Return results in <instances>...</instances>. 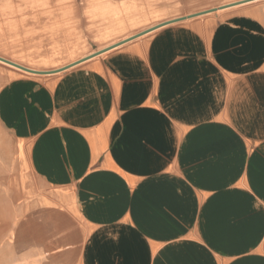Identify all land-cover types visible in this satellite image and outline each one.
I'll use <instances>...</instances> for the list:
<instances>
[{"label":"crops","instance_id":"crops-1","mask_svg":"<svg viewBox=\"0 0 264 264\" xmlns=\"http://www.w3.org/2000/svg\"><path fill=\"white\" fill-rule=\"evenodd\" d=\"M0 58V264H264V0H0Z\"/></svg>","mask_w":264,"mask_h":264},{"label":"water","instance_id":"water-1","mask_svg":"<svg viewBox=\"0 0 264 264\" xmlns=\"http://www.w3.org/2000/svg\"><path fill=\"white\" fill-rule=\"evenodd\" d=\"M208 11H209V10H208ZM178 19H180V18H178ZM163 23H166V22H163ZM159 25H160V24H159ZM157 26H158V25L153 26L152 28H155V27H157ZM152 28H149V29H147V30H144V31H142V32H139V33H137V34H134L133 36H131V38L136 37V36H138V35H140V34L146 32V31H148V30H150V29H152ZM119 43H121V42H118L117 44H119ZM117 44H113L112 46L117 45ZM112 46H108L107 48L101 49V50L95 52L94 54H97V53H99V52H101V51H103V50H105V49H108V48H110V47H112ZM0 59H2V58H0ZM83 59H85V58H83ZM2 60L6 61V62H8V63H11V64H13V65H15V66H17V67H19V68H22V69H24V70L33 71V70H29V69H27V68H25V67H23V66H20V65L14 64V63H12V62H10V61H8V60H5V59H2ZM78 61H80V60H78ZM78 61H77V62H78ZM75 63H76V62H75Z\"/></svg>","mask_w":264,"mask_h":264}]
</instances>
